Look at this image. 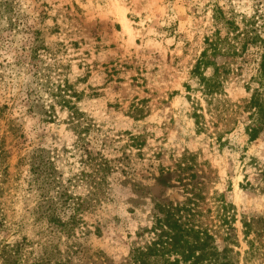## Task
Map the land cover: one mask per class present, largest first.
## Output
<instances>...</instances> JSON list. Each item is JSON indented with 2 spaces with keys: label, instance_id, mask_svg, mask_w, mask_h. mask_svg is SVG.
Instances as JSON below:
<instances>
[{
  "label": "rangeland",
  "instance_id": "rangeland-1",
  "mask_svg": "<svg viewBox=\"0 0 264 264\" xmlns=\"http://www.w3.org/2000/svg\"><path fill=\"white\" fill-rule=\"evenodd\" d=\"M7 1L14 14L11 30L8 18L0 21V107L7 105L0 140L10 153V176L18 175V157L37 146L67 150L59 163L64 177L80 168L73 109L81 113L84 141L114 166L70 264H126L134 247L159 232L156 204L181 208L185 223L216 229L218 247H230L243 264L241 220L264 216V126L253 140L245 130L254 117L249 100L259 51L250 46L223 59L229 69L214 97L202 93L190 69L212 32L214 11L240 29L252 22L264 43V0ZM28 87L54 106L56 118L30 110ZM8 125L17 132H7ZM13 183L4 196L6 220L21 222L13 238L27 236L37 254L39 243L49 247L51 240L64 250L65 238L52 235L33 210L39 191ZM220 201L231 204L229 234L215 217Z\"/></svg>",
  "mask_w": 264,
  "mask_h": 264
},
{
  "label": "trees",
  "instance_id": "trees-1",
  "mask_svg": "<svg viewBox=\"0 0 264 264\" xmlns=\"http://www.w3.org/2000/svg\"><path fill=\"white\" fill-rule=\"evenodd\" d=\"M13 14L11 4L7 0L0 1V21L3 15L8 18L10 30ZM212 19V32L204 37L203 47L190 69V74L198 80L203 94L214 97L220 92L224 74L229 69L226 58L250 46L259 51V66L255 77L257 88L253 89L249 100L254 117L245 128L249 140H253L264 126V43L250 21L240 29L236 21L226 17L222 11H214ZM4 30L0 27V33ZM34 39L38 42L37 36ZM38 48H41L40 45L33 47V52ZM5 68L0 63V83L3 86L6 85ZM207 69L212 71L208 75ZM60 92L59 90L58 93ZM26 93L30 99V110L37 109L36 112L45 120L56 118L54 106L45 104L35 89L28 87ZM6 106L3 104L0 107V115ZM73 110L69 119L77 130L73 155L77 157L80 168L70 176L64 177L59 165L67 150L58 149L54 145L33 147L20 155L15 165L18 175L13 179L9 173L10 164L7 159L10 153L4 146L5 137L0 140V264H70L72 258L82 251L77 238L90 232L86 216L95 209L100 187L107 183L114 166L109 159L91 149L84 141L82 136L86 130L85 127L80 129L82 125L78 123L81 113L78 109ZM14 131L17 132V127L8 125L7 132ZM11 181L14 185H28L39 191V199L33 210L37 218L50 227L52 235H56L58 239L65 238L64 250L59 247L58 242L53 243L51 240L50 249L44 243L37 244L40 249L37 254L33 241L27 236L13 238L17 235L21 222L6 220L4 196L11 189L5 185H10ZM77 185H83V193L77 194L69 189ZM220 202L215 217L220 223L219 227L224 226L225 233L229 234V230L234 228V218L228 210L231 204ZM155 208L158 214H162L156 218L157 226L154 229L159 232L148 244L134 247L126 264H239V260H233L229 254L232 251L230 247H218L216 229L183 222L178 215L181 208L167 204H156ZM241 223L243 239L247 245L242 258L243 264H255V261L256 264H264V216L242 219Z\"/></svg>",
  "mask_w": 264,
  "mask_h": 264
}]
</instances>
